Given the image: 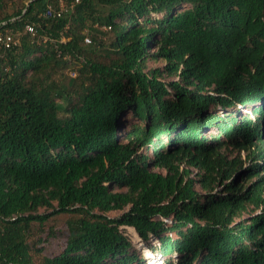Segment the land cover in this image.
Segmentation results:
<instances>
[{
	"label": "trees",
	"instance_id": "obj_1",
	"mask_svg": "<svg viewBox=\"0 0 264 264\" xmlns=\"http://www.w3.org/2000/svg\"><path fill=\"white\" fill-rule=\"evenodd\" d=\"M0 37V264H150L122 227L165 264H264V0H0Z\"/></svg>",
	"mask_w": 264,
	"mask_h": 264
},
{
	"label": "rangeland",
	"instance_id": "obj_2",
	"mask_svg": "<svg viewBox=\"0 0 264 264\" xmlns=\"http://www.w3.org/2000/svg\"><path fill=\"white\" fill-rule=\"evenodd\" d=\"M17 4H19L21 6V3L17 2ZM13 5H14V2L8 1L7 9H10L11 7H13ZM188 8H190L189 5H184V6L180 7V11H182L184 9H188ZM61 9L66 10L64 5L61 6ZM85 33H87V31H85ZM87 38L90 39V37H87ZM66 40H68V39L63 38V41H66ZM0 43H1V41H0ZM164 65L165 64L162 61H153L152 59H149L148 63H147V67L149 69L163 68ZM79 68H80V65L78 62H75V61L70 62L68 65H66L65 67H63L62 69H60L58 71V73L55 75V78L64 79L67 76L76 77V76H78V69ZM164 79L169 80V78H166L165 76H164ZM245 113L254 119V117L251 115L250 111L247 110V111H245ZM129 131H130V128L126 129L122 133H120L119 140L124 141V137ZM243 159H244V154H243ZM247 164L248 163H245V165H247ZM181 168L183 170H189L190 171L189 178L195 180V182H196L195 188L197 190L203 192V190L200 188V184L198 183V181L200 179V176L197 174L198 170L196 168H190L184 164L181 165ZM43 211H44V209L40 210V212H43ZM120 214H121L120 212H111V213H109V216L110 217H118ZM69 218H70V216L66 215V217L65 216L60 217V221L54 222V227L56 228L57 232H59L62 229V227L65 226V223H66L65 221H66V219H69ZM122 229H123L125 235L132 241V243L134 245V249L140 255V257H146V255H145L146 252H150L151 256L146 257L148 262H150V264H165L162 261L156 260L155 253L152 252V250H151L152 246L157 247L159 245L158 240H156L154 238H150L146 242V241L141 239V237L136 233L135 229H133L131 227H122ZM33 230H34L35 234L33 235L31 248L33 250L34 255L36 254L35 258L37 260L41 259L44 256L52 257L55 255H58L65 248L66 242H67V234L59 233L57 235H50L49 230L39 229L38 227H34ZM156 261H158V262H156Z\"/></svg>",
	"mask_w": 264,
	"mask_h": 264
},
{
	"label": "built area",
	"instance_id": "obj_3",
	"mask_svg": "<svg viewBox=\"0 0 264 264\" xmlns=\"http://www.w3.org/2000/svg\"><path fill=\"white\" fill-rule=\"evenodd\" d=\"M30 31H32V29L30 28ZM0 41H1V43H3V41H2V39H1V37H0ZM166 223H170L171 221H170V219H165L164 220Z\"/></svg>",
	"mask_w": 264,
	"mask_h": 264
},
{
	"label": "clouds",
	"instance_id": "obj_4",
	"mask_svg": "<svg viewBox=\"0 0 264 264\" xmlns=\"http://www.w3.org/2000/svg\"><path fill=\"white\" fill-rule=\"evenodd\" d=\"M141 239H142V238H141ZM142 240H143V239H142ZM156 240H157V239H156ZM158 242H159V241H158ZM159 245H160V243H159ZM159 245H158V246H159Z\"/></svg>",
	"mask_w": 264,
	"mask_h": 264
}]
</instances>
